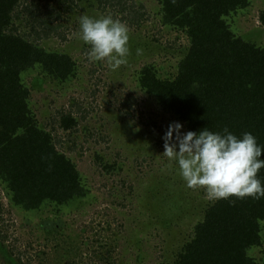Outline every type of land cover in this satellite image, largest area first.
I'll return each mask as SVG.
<instances>
[{
	"label": "rangeland",
	"instance_id": "obj_1",
	"mask_svg": "<svg viewBox=\"0 0 264 264\" xmlns=\"http://www.w3.org/2000/svg\"><path fill=\"white\" fill-rule=\"evenodd\" d=\"M21 6L13 19L18 33L75 61V75L65 82L38 69L25 71L22 80L36 119L74 161L86 194L56 216L49 203L36 210L14 205L0 181V264L171 262L211 201L169 167L163 136L173 122L187 129L140 88L137 73L146 64L160 77L174 73L184 35L161 22L157 0H24ZM263 6L264 0H251L226 22L236 35L264 45V27L256 22ZM83 15H111L127 25L126 64L113 71L106 60L89 61V45L79 38ZM59 110L76 115V130L57 127ZM260 226L262 244L248 252L258 259L264 257V220Z\"/></svg>",
	"mask_w": 264,
	"mask_h": 264
},
{
	"label": "trees",
	"instance_id": "obj_2",
	"mask_svg": "<svg viewBox=\"0 0 264 264\" xmlns=\"http://www.w3.org/2000/svg\"><path fill=\"white\" fill-rule=\"evenodd\" d=\"M157 1L161 22L184 35L185 48L167 77L158 76L152 65L142 66L137 73L140 88L187 131L223 133L227 128L238 137L250 132L264 146V45L236 35L226 22L251 0ZM23 2L0 0V181L14 205L36 210L49 203L58 216L86 190L74 161L36 119L22 76L38 69L53 81L65 82L75 75L76 65L69 54L48 50L18 33L13 19ZM256 22L264 27V6ZM58 112L57 127L76 130V115ZM103 167L113 170L114 165ZM258 178L264 181V168ZM263 220L264 199L211 201L173 260L159 264H264L263 256L248 253L262 244Z\"/></svg>",
	"mask_w": 264,
	"mask_h": 264
},
{
	"label": "clouds",
	"instance_id": "obj_3",
	"mask_svg": "<svg viewBox=\"0 0 264 264\" xmlns=\"http://www.w3.org/2000/svg\"><path fill=\"white\" fill-rule=\"evenodd\" d=\"M175 2V0H173ZM79 38L89 45L88 59L107 61L113 70L127 63L130 55L129 29L111 15L79 18ZM137 55L142 49H137ZM179 122L170 123L163 136L169 167L175 165L185 186L203 189L205 199L217 201L236 197L264 199V181L258 172L264 168V146L245 132L241 137L228 131L212 132L207 128L183 132Z\"/></svg>",
	"mask_w": 264,
	"mask_h": 264
}]
</instances>
